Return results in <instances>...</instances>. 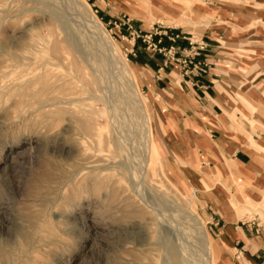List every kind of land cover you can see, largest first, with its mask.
Segmentation results:
<instances>
[{
	"label": "rangeland",
	"instance_id": "rangeland-1",
	"mask_svg": "<svg viewBox=\"0 0 264 264\" xmlns=\"http://www.w3.org/2000/svg\"><path fill=\"white\" fill-rule=\"evenodd\" d=\"M149 1L152 8L84 0L147 106L161 167L139 174L143 137L124 110L127 84L88 17L69 0H0V264H175L171 245L182 264H206L185 211L202 219L217 264H237L239 256L264 262V189L239 186L230 171L221 177L218 159L183 141L167 101L143 91L129 54L140 31L173 33L198 47L210 24L204 2L188 0L172 24L166 1ZM239 60L256 68L254 75L242 70L241 80L258 94L264 56ZM252 102L245 110L262 119L264 103ZM204 172L212 180L203 182ZM206 194L229 205V232L208 224Z\"/></svg>",
	"mask_w": 264,
	"mask_h": 264
},
{
	"label": "crops",
	"instance_id": "crops-1",
	"mask_svg": "<svg viewBox=\"0 0 264 264\" xmlns=\"http://www.w3.org/2000/svg\"><path fill=\"white\" fill-rule=\"evenodd\" d=\"M187 1L171 0L172 24L178 22ZM203 2L204 17L210 24L197 43L205 46L197 60L206 65L205 74H185L181 66L171 63L167 54L153 53L142 39L131 45L129 54L143 91L151 98L163 97L167 101L166 111L182 140L192 149L201 147L209 158L218 159L221 177L230 171L239 186L253 183L264 189V116L257 119L244 108L246 104L252 105V101L264 103V86L258 94L253 83L243 86L242 70L253 75L257 72L255 67L239 60L264 56L261 51L264 48V0ZM141 32L150 34L149 31ZM172 37L177 36L173 33L164 37L157 35L154 40L167 51L175 46L190 49L189 42L181 43L179 38L173 42ZM186 40L193 43L191 38ZM155 144L157 146L156 139ZM229 160L233 163L227 162ZM202 178L203 182L212 180L208 172L202 173ZM204 199L201 209L207 215L208 224L219 227L221 232H229L232 225L229 205L208 194ZM247 199L254 204L251 198ZM236 262L258 264L251 258L245 263L241 256Z\"/></svg>",
	"mask_w": 264,
	"mask_h": 264
},
{
	"label": "bare ground",
	"instance_id": "bare-ground-1",
	"mask_svg": "<svg viewBox=\"0 0 264 264\" xmlns=\"http://www.w3.org/2000/svg\"><path fill=\"white\" fill-rule=\"evenodd\" d=\"M142 3H145L147 4V6H149L150 8H152V3L149 1V0H140ZM166 1V5L168 6V11L170 10L171 11V0H165ZM69 2L74 5L75 7H77L83 14H85L87 17H88V20L89 22L92 24V27L93 29L96 31L97 34H100L102 36V38L105 40V42L108 44V45H105L104 43V47L106 49H111L112 50V57L114 58V61H116V63L118 64L119 66V69H120V72L122 73V79L123 81L125 80L126 82V86L128 88V90H126L122 85L121 87H123V92H128L126 93L127 94V97H123L124 98V104L125 105L124 107V110L127 109V111L130 114L134 119L133 121L135 122H132V124H137V131L140 130V132H142V137H143V140H141L142 142V148L139 147V149H142V159L140 158V161L142 162H139L141 163V167H142V170L140 171H143V172H140L139 170V174H142V173H147L149 172L150 170H155V167L159 166L161 167V156H160V153L155 145V141H154V135H153V127H152V123H151V120H150V117L148 116V113H147V106L146 104L143 102L142 100V96L141 94L139 93V87H138V83H137V79L135 77V75L131 72L130 68H129V65L128 63L123 60V58L120 56L119 54V50L117 48V45L110 39V37L106 34L105 32V29L104 27L102 26L101 22L99 21V19L92 15L91 14V11L89 9V6L86 2H84V0H69ZM56 4V3H54ZM54 8V7H53ZM144 8V7H143ZM78 10V11H79ZM70 28V27H69ZM71 33V32H69ZM77 31L74 33L76 34ZM77 35V34H76ZM72 37V36H71ZM80 38V41L82 40L81 37ZM74 39H72V42H71V45H75V42H74ZM103 42V41H102ZM86 43V42H85ZM88 44V43H87ZM86 45V44H84ZM83 45V46H84ZM102 45V44H101ZM89 46V45H88ZM56 47V46H55ZM74 47V46H73ZM90 47V46H89ZM87 48V47H86ZM94 48V47H93ZM90 49V48H89ZM97 49V48H96ZM99 49V48H98ZM87 50V49H86ZM88 52V51H87ZM94 52V51H93ZM99 53V52H98ZM97 53V55H98ZM96 55V54H95ZM88 56V55H87ZM96 57V56H95ZM104 58V57H103ZM75 61V60H74ZM99 62V61H98ZM97 62V63H98ZM101 62V61H100ZM96 63V64H97ZM76 65V63H74ZM92 64V62H91ZM106 64V63H105ZM93 66V65H92ZM99 66V65H98ZM105 66V65H104ZM101 67V66H99ZM97 68V67H96ZM95 69V68H94ZM112 70V69H111ZM97 71V69H96ZM94 72V71H93ZM98 72V71H97ZM110 72V71H109ZM104 73V72H103ZM101 75V74H100ZM102 77H104L103 75H101ZM124 77V78H123ZM104 79V78H102ZM118 80V79H117ZM107 82V81H106ZM115 82V81H114ZM121 82V81H120ZM123 83V82H122ZM110 84V82H109ZM120 84V83H119ZM110 86V85H109ZM114 89V88H112ZM111 89V90H112ZM119 89V88H118ZM126 91H125V90ZM121 91V90H120ZM113 92V91H112ZM117 92V91H116ZM121 93V92H120ZM119 95V93H118ZM116 97V96H115ZM121 101V100H120ZM114 102V100H113ZM122 103V102H121ZM123 107V106H122ZM116 110H117V107H116ZM126 111V112H127ZM125 112V113H126ZM121 114V113H120ZM125 115V114H124ZM126 115V116H127ZM128 115V116H130ZM121 116V115H120ZM130 116V117H131ZM116 117V116H115ZM118 117V115H117ZM128 117V118H130ZM113 118V117H112ZM111 118V119H112ZM119 119V117H118ZM124 119H127V117L125 118L124 116ZM132 119V118H131ZM124 121V120H123ZM122 121V122H123ZM81 122V121H80ZM86 122V121H85ZM120 122V121H119ZM114 123V122H113ZM83 124V123H82ZM84 126H86L85 124H83ZM136 126V125H135ZM115 127V126H114ZM119 127V126H118ZM122 127V126H121ZM133 127V125H132ZM89 128V127H88ZM117 128V127H116ZM125 128V127H124ZM120 129V128H119ZM119 129L117 128L116 130L119 131ZM122 130V129H120ZM87 131V130H86ZM117 131V132H118ZM121 132V131H120ZM122 133V132H121ZM127 133V132H126ZM88 134V133H87ZM121 136V135H120ZM127 136V135H126ZM120 138V137H118ZM129 138V137H128ZM127 140V138H126ZM129 140V139H128ZM127 140V142H128ZM133 140V139H132ZM135 141V140H134ZM136 141H139L136 140ZM130 142V140H129ZM140 142V141H139ZM118 143V142H117ZM120 143V142H119ZM140 145V144H139ZM123 146V145H122ZM124 147V146H123ZM129 147V145H128ZM127 148V146H126ZM122 149V148H121ZM138 149V148H137ZM127 150V149H126ZM139 151V150H138ZM130 154V153H129ZM156 155V156H155ZM123 156V155H122ZM138 158V157H137ZM126 159V158H125ZM139 160V159H138ZM155 161L157 162L155 164ZM137 163V167L139 166ZM132 165V164H131ZM227 166V165H226ZM159 167V168H160ZM134 171V169H133ZM135 173V172H134ZM151 173V172H150ZM145 175V174H144ZM147 175V174H146ZM134 176V175H133ZM143 175H140L139 177H141ZM151 176V175H150ZM145 178H147L146 176H143ZM152 177V176H151ZM136 180V179H135ZM170 183V182H169ZM171 184V183H170ZM140 201V200H139ZM253 202V201H252ZM254 203V202H253ZM174 207V206H173ZM172 207V208H173ZM174 209V208H173ZM177 210V209H176ZM170 211V210H169ZM178 211V210H177ZM176 212V211H175ZM188 212V213H187ZM186 213L188 214V218H190L189 220V226L190 228L195 232H193L194 234H196L198 236V239L200 241V246H202V248L204 249V253H205V257H206V264H217V258H216V255H215V252H214V244L213 242L211 241V238L209 236V233L207 231V229L205 228V225L203 224V221L202 219L200 218V216L195 212V211H185V215ZM169 256H170V259H171V263H175V264H182L180 262V255H179V251H177L176 247L174 246H170L169 249ZM186 257V256H185ZM188 257V256H187ZM190 257V256H189ZM173 261V262H172ZM186 264V263H185ZM191 264V263H190ZM194 264V263H193Z\"/></svg>",
	"mask_w": 264,
	"mask_h": 264
},
{
	"label": "built area",
	"instance_id": "built-area-1",
	"mask_svg": "<svg viewBox=\"0 0 264 264\" xmlns=\"http://www.w3.org/2000/svg\"><path fill=\"white\" fill-rule=\"evenodd\" d=\"M134 36V40L142 39L144 43L147 44L148 49L152 50L153 53L158 54H167L170 59L171 63H175L179 66H182V70L185 74L189 75H202L206 73V65L200 61L197 60L201 53L205 51L204 45H198V47H195L191 41L190 43V49H181L180 47H172L170 50H165L159 46V43L155 42L154 37L157 36V33H150V34H143L140 32H135L132 34ZM179 36L172 37V41L175 42ZM180 52L183 53V55H180ZM180 55V58L177 57Z\"/></svg>",
	"mask_w": 264,
	"mask_h": 264
}]
</instances>
